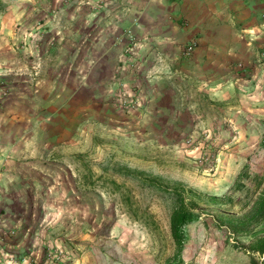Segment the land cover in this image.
Wrapping results in <instances>:
<instances>
[{
    "label": "rangeland",
    "instance_id": "rangeland-1",
    "mask_svg": "<svg viewBox=\"0 0 264 264\" xmlns=\"http://www.w3.org/2000/svg\"><path fill=\"white\" fill-rule=\"evenodd\" d=\"M109 1L0 0V264H260L251 246L264 224L234 233L227 222L264 185V69L228 101L150 123L123 82L137 36L100 38L102 16L116 19L103 15ZM119 165L222 198L188 225L180 261L171 197ZM111 179L156 226L129 212Z\"/></svg>",
    "mask_w": 264,
    "mask_h": 264
},
{
    "label": "crops",
    "instance_id": "crops-1",
    "mask_svg": "<svg viewBox=\"0 0 264 264\" xmlns=\"http://www.w3.org/2000/svg\"><path fill=\"white\" fill-rule=\"evenodd\" d=\"M109 10L116 19L102 16L100 38L110 45L125 28L137 36V65L123 82L136 86L150 123L166 126L181 117L172 110L228 101L264 69V0H110L103 15ZM190 41L194 51L183 56ZM109 77L116 85L121 78Z\"/></svg>",
    "mask_w": 264,
    "mask_h": 264
},
{
    "label": "trees",
    "instance_id": "trees-1",
    "mask_svg": "<svg viewBox=\"0 0 264 264\" xmlns=\"http://www.w3.org/2000/svg\"><path fill=\"white\" fill-rule=\"evenodd\" d=\"M117 173L130 177L140 184L151 187L171 197L172 203L169 215L170 235L175 245V258L180 261V254L187 239V227L197 221L204 207L216 205L222 198L209 195L187 186L180 180L165 178L159 174L150 173L137 168L119 165ZM110 185L120 192L122 202L129 212L145 225L156 226L153 214L147 210L139 214L138 209H133L131 191L123 184L110 180ZM122 189V190H120ZM264 224V185L254 202L243 213L236 216H228L227 226L234 233L250 231L253 226ZM251 249L264 253V227L261 235L253 242ZM260 264H264V257Z\"/></svg>",
    "mask_w": 264,
    "mask_h": 264
},
{
    "label": "built area",
    "instance_id": "built-area-1",
    "mask_svg": "<svg viewBox=\"0 0 264 264\" xmlns=\"http://www.w3.org/2000/svg\"><path fill=\"white\" fill-rule=\"evenodd\" d=\"M195 46L196 44L194 41H190L187 44H185L182 48V55L186 57L190 56L192 52L194 51ZM261 57L264 58V48L261 51ZM134 98H135V95L129 99V102H131L132 104H136L137 101Z\"/></svg>",
    "mask_w": 264,
    "mask_h": 264
}]
</instances>
